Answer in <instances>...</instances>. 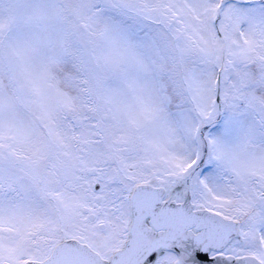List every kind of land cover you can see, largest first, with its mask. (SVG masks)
Returning <instances> with one entry per match:
<instances>
[{"label": "snow or ice", "instance_id": "6c2138e0", "mask_svg": "<svg viewBox=\"0 0 264 264\" xmlns=\"http://www.w3.org/2000/svg\"><path fill=\"white\" fill-rule=\"evenodd\" d=\"M0 264H264V0H0Z\"/></svg>", "mask_w": 264, "mask_h": 264}]
</instances>
